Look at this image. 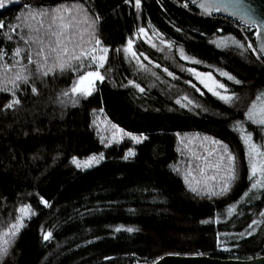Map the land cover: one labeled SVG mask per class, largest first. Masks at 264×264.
<instances>
[{
  "label": "trees",
  "instance_id": "16d2710c",
  "mask_svg": "<svg viewBox=\"0 0 264 264\" xmlns=\"http://www.w3.org/2000/svg\"><path fill=\"white\" fill-rule=\"evenodd\" d=\"M24 2L15 0L0 9V20L12 22ZM57 2L43 0L45 6H55ZM184 2L141 0L137 19L134 0L130 4L123 0H86V6L92 5V10L102 17L101 38L112 48L124 43L137 26L148 29L151 36L149 23L165 39L175 41L174 47L167 49L153 37L164 51L137 41V51L153 62L144 61L159 80L146 74L134 76L122 57L113 53L106 66L112 72L107 73L103 83H97L98 91L78 106L62 107L56 102L57 94L73 78L65 74L49 78L47 86L37 84L39 96H33L30 89L26 95L18 93L21 106L0 112V230L14 221L16 209L22 204H30L35 212L25 220L6 264H130L152 262L165 254L225 259L264 254V217L259 214L264 210V195L258 200L241 201L249 187L248 165L244 145L231 127L234 120H243L246 108L224 104L187 71H181V66L212 71L246 105L254 99L257 89L264 87V66L251 50L241 56L239 49L217 48L211 41L235 36L255 47V30L249 31L230 18L201 15L190 3L188 8L182 7ZM177 28L181 31L177 32ZM0 46L11 49L14 45L5 41ZM180 46L202 63H185L176 51ZM165 67L178 79L169 77L163 71ZM216 68L231 72L243 84L227 81ZM128 79L141 83L145 93L121 87ZM187 80H192L204 94L185 83ZM184 95L201 107L192 111L181 108L175 101ZM10 99V94L0 93V108ZM100 108L104 109L102 113ZM102 119L110 125L104 132L99 127ZM113 123L125 131L143 133L148 139L134 144L125 138L105 147L101 137L107 143ZM246 125L261 132L257 126ZM197 132L223 140L237 157L239 179L224 196L197 195L184 181L187 159H192L194 168L200 162L187 151L183 156L177 151L182 146L175 134ZM129 148L136 155L124 160ZM189 148L204 155L196 141ZM101 152L105 158L91 168L77 169L70 163L73 156L83 161ZM170 165L178 166L179 174ZM213 174L209 169L207 175ZM41 196L50 206L39 202ZM233 204L236 212L229 216L228 208ZM253 219L261 223L253 226L254 231L249 229L252 236L235 235L244 233ZM117 227L122 230L116 232ZM42 228L52 231L51 240H43Z\"/></svg>",
  "mask_w": 264,
  "mask_h": 264
},
{
  "label": "snow or ice",
  "instance_id": "6c2138e0",
  "mask_svg": "<svg viewBox=\"0 0 264 264\" xmlns=\"http://www.w3.org/2000/svg\"><path fill=\"white\" fill-rule=\"evenodd\" d=\"M13 2L14 0H0V9ZM123 2L130 4L133 0H123ZM191 3L197 5L201 10V15L210 16L213 12L230 11L233 16H238L244 25L255 29L254 34L259 42L258 47H254L251 42L245 44L235 36H221L211 43L215 44L217 48L235 47L240 50L241 56L251 50L256 60L264 66V18L254 14V11L243 4L242 0H191ZM92 7V5L86 6V0L84 3L80 0H75L72 3H69L68 0H59L55 6H45L43 0H25L19 14L12 18V22L0 20V44L7 41L14 45L11 49L0 46V93L11 96L3 108H0V112L15 110L21 106L18 93L26 95V90L30 89L33 96H39L37 84L47 86L49 78L55 79L58 76L63 77L65 74L73 78L70 85L57 94L56 102L62 107L78 106L81 100H87L93 96L98 91L97 83H103L107 79V73L112 72V69L106 66L110 62V54L113 53L122 57V61L128 64L129 70L134 76L146 74V76L155 77L157 80L160 79L157 73L148 67V64L153 62L143 52L137 51V41L143 40L152 48H158L157 43L153 40L155 37L159 40V44L167 49H172L175 41L165 39L164 35L149 23L151 36L148 29L137 26L124 43L119 47L112 48V46L105 44L101 38L102 17L94 12ZM134 7L137 11L136 18L139 19L141 0H134ZM182 7H189L188 0H185ZM176 31L180 32L181 29L177 28ZM164 48H158V50L164 51ZM176 51L182 60L191 61L193 64L202 63V61L188 56L183 46L178 47ZM144 61H148V64H145ZM154 67L160 68V65L155 64ZM211 67L209 66V68ZM163 71L169 77L178 79L167 67ZM181 71H187L204 89L224 104L233 108L243 105L246 108V111L242 113L243 120H234L231 126L232 130L239 134L240 141L244 145V156L248 165L249 187L243 193L241 201L245 198H248V201L260 199L261 195H264V87L257 89L254 99L244 105L243 98L231 91L226 83L216 79L212 71L201 72L195 67L184 68L182 66ZM215 71L219 76L235 85L243 84L242 80L229 71L221 68H216ZM185 83L189 84L200 95L204 94L192 80H187ZM120 86L132 87L142 94L146 91L136 79H128L126 84L121 83ZM151 86L154 87L155 85ZM175 103L188 111L201 107L187 95L176 99ZM95 111L97 110L94 109L93 112ZM99 111L102 113L104 109L100 108ZM246 123L256 125L261 130V143H256L253 140V132L245 128ZM93 125H96L95 120ZM175 135L178 144L182 146L178 147L177 151L181 152L182 156L187 151L196 161L200 162L194 168L192 159H187L183 175L189 189L197 195H204L209 198L221 197L230 192L233 184L239 179V173L237 157L229 145L223 140L198 132L184 133L183 136L181 133ZM125 138L130 139L134 144H141L148 139L143 133L137 135L125 131L124 128L113 123L111 124L110 138L105 143V138L101 137V143L105 147H109L113 143L119 144ZM194 141L199 143L204 155H198L189 148V145L193 144ZM135 155L136 152L129 148L123 159L128 160ZM104 158L103 152L89 155L83 161L73 156L70 163L77 169H86L99 164ZM169 167L179 174L180 168L178 166L170 165ZM209 169L213 170L214 173L211 176L207 175ZM211 181H218V183L214 185L210 183ZM39 202L45 207L50 206L49 202L42 196ZM235 212L236 205L229 206L228 215L231 216ZM259 214L264 217V210L260 211ZM33 215L35 212L32 206L22 204L16 209L14 221L10 222L5 230H0V264H6V261L12 257L14 244L21 229L25 227V220L30 219ZM203 223H210V221H203ZM260 223L261 221L253 219L244 233L235 235L252 236L253 226ZM249 229H253V231H249ZM121 230V227L115 228L116 232ZM41 231L44 241L53 238L52 231H44L43 228ZM126 231L132 232L133 229L127 228ZM163 258V256L158 257L154 264H159Z\"/></svg>",
  "mask_w": 264,
  "mask_h": 264
},
{
  "label": "water",
  "instance_id": "95a60500",
  "mask_svg": "<svg viewBox=\"0 0 264 264\" xmlns=\"http://www.w3.org/2000/svg\"><path fill=\"white\" fill-rule=\"evenodd\" d=\"M188 2L196 8V10L200 13L201 10L197 7V5L192 4L191 0ZM243 4L249 6L254 14L259 16L260 18H264V0H242ZM205 16V15H204ZM210 16H221L225 18H230L231 20L239 23L244 27H251L244 25L238 16H233L230 11L221 10L219 12H213ZM255 47H258V41L256 36L254 35ZM163 259L160 260L159 264H264V254L252 257L248 259H235V258H218L212 257L209 255H181V254H165L163 255ZM156 261V260H154ZM152 262H136L130 264H154Z\"/></svg>",
  "mask_w": 264,
  "mask_h": 264
},
{
  "label": "rangeland",
  "instance_id": "374dc122",
  "mask_svg": "<svg viewBox=\"0 0 264 264\" xmlns=\"http://www.w3.org/2000/svg\"><path fill=\"white\" fill-rule=\"evenodd\" d=\"M15 2V0H14ZM10 4V3H9ZM8 4V5H9ZM7 5V6H8ZM185 63L189 64V65H192L193 63L191 61H186V60H183ZM248 124V123H246ZM244 125L245 128H247L248 131H252L253 132V140L256 142V143H261V132H255L252 128H249L247 127V125ZM252 126H256V125H252ZM99 127L101 128V130L104 132L107 128H110V125L104 120H100L99 121ZM111 136V135H110ZM109 136V138H110Z\"/></svg>",
  "mask_w": 264,
  "mask_h": 264
},
{
  "label": "built area",
  "instance_id": "2783aa9c",
  "mask_svg": "<svg viewBox=\"0 0 264 264\" xmlns=\"http://www.w3.org/2000/svg\"><path fill=\"white\" fill-rule=\"evenodd\" d=\"M242 26V25H241ZM249 31H252L253 28L251 27H246ZM255 30V29H254ZM255 35V34H254Z\"/></svg>",
  "mask_w": 264,
  "mask_h": 264
}]
</instances>
